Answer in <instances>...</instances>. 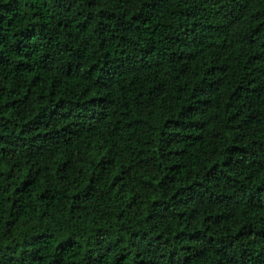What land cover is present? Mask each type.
<instances>
[{"label": "trees", "instance_id": "trees-1", "mask_svg": "<svg viewBox=\"0 0 264 264\" xmlns=\"http://www.w3.org/2000/svg\"><path fill=\"white\" fill-rule=\"evenodd\" d=\"M0 264H264V0H0Z\"/></svg>", "mask_w": 264, "mask_h": 264}]
</instances>
